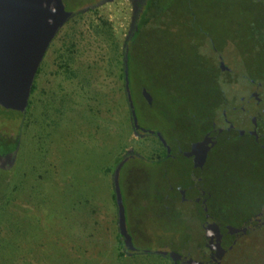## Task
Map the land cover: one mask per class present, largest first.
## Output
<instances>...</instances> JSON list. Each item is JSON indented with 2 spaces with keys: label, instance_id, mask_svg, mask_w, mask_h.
Here are the masks:
<instances>
[{
  "label": "flooded vegetation",
  "instance_id": "af4514ba",
  "mask_svg": "<svg viewBox=\"0 0 264 264\" xmlns=\"http://www.w3.org/2000/svg\"><path fill=\"white\" fill-rule=\"evenodd\" d=\"M127 1L136 58L133 25L142 0ZM218 5L228 7L224 0ZM242 8L238 18L229 17L231 26L216 20L219 27H213L195 13L191 23L206 30L212 48L193 28L178 52L191 68L201 65L208 73L181 76L185 80L165 108L152 100L159 95L152 87L140 88L147 95L143 118L149 124L131 116L128 142L108 170L118 178L117 192L127 201L131 196L140 210L136 218L120 219L118 196L113 201L118 257L148 256L158 264H264V0H245ZM130 87L139 90L136 83ZM23 123L24 118L15 137L2 140L17 142ZM10 151L1 145L0 164L14 156ZM124 221L136 224L131 239L117 227Z\"/></svg>",
  "mask_w": 264,
  "mask_h": 264
},
{
  "label": "rangeland",
  "instance_id": "374dc122",
  "mask_svg": "<svg viewBox=\"0 0 264 264\" xmlns=\"http://www.w3.org/2000/svg\"><path fill=\"white\" fill-rule=\"evenodd\" d=\"M244 1L229 0L233 12L223 19H216L218 9L203 18L213 27H219L216 20L231 26L229 17L241 15L236 10ZM129 4L114 0L73 16L44 54L14 165L0 173V196L6 199L0 216L2 264L160 263L148 256L118 257L115 241L111 196L117 178L107 170L128 142L118 73ZM162 96L155 101L165 108ZM140 112L138 123L149 124L140 120L146 110ZM2 141L0 137V145ZM115 191L118 217L136 218L140 210L133 198L127 201ZM135 225L124 221L117 227L123 226L131 239Z\"/></svg>",
  "mask_w": 264,
  "mask_h": 264
},
{
  "label": "trees",
  "instance_id": "16d2710c",
  "mask_svg": "<svg viewBox=\"0 0 264 264\" xmlns=\"http://www.w3.org/2000/svg\"><path fill=\"white\" fill-rule=\"evenodd\" d=\"M220 2L221 0L216 3L211 2V0H142V3L138 7L135 24L133 25L135 27L133 31L138 34L136 58L131 57L135 42H131L129 32L124 41L122 52L119 53L118 76L124 101L128 106L126 113L127 122L132 121V116L134 122L138 124L136 116L143 114L140 112L141 109L147 110V106L138 97V92L135 91V94H130L129 86L133 83L139 86L138 89L144 88L143 86L152 87L153 94L158 92L159 95H163L162 97L167 104L171 101L172 93L175 90L174 87L184 79L180 78L181 76L188 73H208L206 72L207 68L201 65L191 68V65L186 63L185 58L179 56L178 51H181L179 44L187 42L185 37L193 31V23L191 21L195 13L200 19L204 20L203 15L213 9H218L220 13L216 19H223L225 17L223 13L225 10L233 12V7L227 9L219 7L218 4ZM224 2L229 4V0H224ZM243 9L241 4L240 8H237L236 11H243ZM247 10L256 9L248 8ZM238 17L232 16L231 18L235 19ZM171 34H174L177 40L172 38ZM159 36L165 39L156 40L154 38ZM139 52L147 55L139 56ZM188 70H191V72H188ZM155 96L152 97L154 102ZM129 108L134 109L135 112L130 114ZM18 143L19 140L17 142L4 140L2 142V144H7L15 157L18 152ZM114 180V188L117 190L118 178ZM115 194L116 191L113 189V196H111L113 201H115ZM4 198L5 195L0 196V216L4 212V200H6ZM0 264H2L1 259Z\"/></svg>",
  "mask_w": 264,
  "mask_h": 264
},
{
  "label": "water",
  "instance_id": "95a60500",
  "mask_svg": "<svg viewBox=\"0 0 264 264\" xmlns=\"http://www.w3.org/2000/svg\"><path fill=\"white\" fill-rule=\"evenodd\" d=\"M112 1L0 0V136L15 137L17 134L36 71L59 29L77 12L86 13L89 8ZM132 13L133 10L119 44V53L132 25ZM193 28L206 35L212 48L206 30L199 24ZM220 71L227 74L224 67H220ZM138 94L147 103V95L141 89ZM15 158L13 156L0 168L10 171Z\"/></svg>",
  "mask_w": 264,
  "mask_h": 264
}]
</instances>
